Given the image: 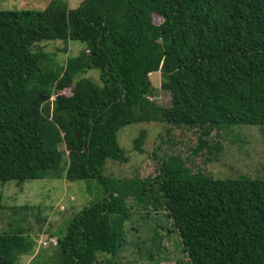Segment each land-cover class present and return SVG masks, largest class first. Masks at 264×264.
I'll return each mask as SVG.
<instances>
[{
  "label": "trees",
  "instance_id": "obj_1",
  "mask_svg": "<svg viewBox=\"0 0 264 264\" xmlns=\"http://www.w3.org/2000/svg\"><path fill=\"white\" fill-rule=\"evenodd\" d=\"M70 41L85 47L65 64L42 46ZM90 71L101 83L79 77ZM156 72L170 107L151 100ZM150 121L199 128L194 156L222 152L225 127L264 133V0H84L77 8L51 0L41 11L0 10V183L48 174L103 187L44 264H101L103 254L117 264L135 205L166 213L190 264H264V177L216 178L180 154L153 178L104 176L107 161H127L119 132ZM12 230L0 232V264L35 249L29 230Z\"/></svg>",
  "mask_w": 264,
  "mask_h": 264
},
{
  "label": "rangeland",
  "instance_id": "obj_2",
  "mask_svg": "<svg viewBox=\"0 0 264 264\" xmlns=\"http://www.w3.org/2000/svg\"><path fill=\"white\" fill-rule=\"evenodd\" d=\"M51 0H0V10L4 11H41ZM71 8H77L84 0H68ZM155 22L161 19L156 16ZM47 52L56 53V58L65 64L69 57H75L85 47L80 41L48 42L42 44ZM79 77H87L101 83L100 74L90 71ZM155 95L151 100L163 108L171 106V94L161 89L160 72L150 75ZM71 95L70 89L65 90ZM222 152L216 157L209 153L193 155L197 146L199 128L175 126L157 121L130 124L119 134V142L127 157L126 162L107 161L103 174L113 179L155 177L159 166L171 155L180 154L188 160L195 171L201 170L216 178H237L248 176L252 179L264 177V133L254 125L225 127ZM145 135L141 151H137L135 141ZM220 140L218 132L212 131L209 141ZM234 141V142H233ZM139 144V143H137ZM103 198V187L98 180L91 182H71L55 179L50 175L44 179L17 184L15 181L0 183V232L29 230L25 236L35 244L32 253L21 257L18 264H44L54 258L57 237H62L76 213L81 212L91 202ZM136 206V205H135ZM132 218L127 222L126 241L124 242L117 264H190L188 255L172 221L163 211L152 207H135ZM14 226V228H12ZM136 228V229H135ZM158 230L159 234H156ZM160 236V237H157ZM110 255H101V264Z\"/></svg>",
  "mask_w": 264,
  "mask_h": 264
}]
</instances>
